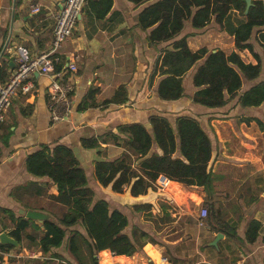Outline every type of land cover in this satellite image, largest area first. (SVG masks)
Segmentation results:
<instances>
[{
    "label": "crops",
    "instance_id": "obj_1",
    "mask_svg": "<svg viewBox=\"0 0 264 264\" xmlns=\"http://www.w3.org/2000/svg\"><path fill=\"white\" fill-rule=\"evenodd\" d=\"M17 1L1 0L0 4V65L8 64V75L19 58L29 59L50 48L51 30L63 0H21L19 4ZM33 3L40 5L36 14L29 11ZM84 6L72 35L60 49L61 64L56 65V72L61 71V75L69 79L75 88L74 105L68 118L56 123L50 121L45 94L51 78L37 73L32 78L33 91L13 97L5 122L0 125V232L8 233L15 227L12 218L24 215L20 214L21 209L31 210L23 207L13 196L14 189L23 187L29 181H37L45 189L49 185L53 192L48 194H57L55 185L49 184L45 177H35L27 171L26 158L32 152L43 146H67L73 151L79 167L85 169L90 182L94 180L92 173L96 162L111 161L121 156L125 138L119 132L121 126L140 123L149 130L150 116L167 117L173 124L174 118L181 114H191L196 118L201 115L199 122L206 124L208 121L212 128L219 144L216 146L218 157L212 165L213 172L223 174L221 165L230 164L236 168L244 167L241 171L245 178L257 177L254 186L248 185V189L253 190L238 193V196L243 194L246 201L257 196L248 207L238 196L232 201L231 196L226 199V193L221 195L223 183L218 184L215 206L224 208V201L229 200V209L232 208L235 213L228 212L227 215V208H224V215L236 225L237 234L242 239L249 220L256 219L264 225V103L258 107L242 108L237 104L238 95L233 98L226 95V104L218 108L196 105L191 102V97L177 101L161 100L155 91L164 76L160 58L163 50L170 47L164 42L149 41L152 27H139L138 14L143 5L112 0L110 11L101 18H96ZM236 18L243 19L233 11L230 20L234 25ZM263 31L264 26L255 27L249 39L262 60V71L256 81L264 80V53L257 38ZM183 33L190 34L188 45L192 51L202 47L220 49L225 54L238 53L245 63H256L247 49L235 48L231 34L217 31L213 20L200 29H193L185 22ZM68 62L76 64L77 70L71 72L65 69ZM186 75L190 80V74ZM252 83H245L243 87L247 88ZM90 91H93V99L85 101ZM117 91L124 94L125 102L112 100ZM120 98L118 95L117 99ZM258 120L263 123L262 127ZM85 142H96L97 145L88 147ZM132 159V167L141 162V158ZM185 186L170 182L163 191L177 206L190 202L201 208L206 193ZM237 203L241 206L240 219ZM186 215L180 230L168 231L163 236L162 246L154 244L158 250L151 243L143 245L150 264H264V227L253 243L227 240L222 234L216 246H212L210 242L220 232L210 231L204 221L203 227L196 225L190 209ZM31 249L34 250L20 246L0 248V264H14L21 257L37 259L33 260V264H47L43 258L54 261L51 264H68L71 261L66 241L44 255L36 248ZM14 250H17L14 254L17 260L13 261L11 255ZM29 253L36 256L29 257ZM53 253L61 254L64 260L52 257ZM234 257L237 258L235 263L232 262ZM106 261L109 264H148L137 252L130 257L111 254Z\"/></svg>",
    "mask_w": 264,
    "mask_h": 264
},
{
    "label": "trees",
    "instance_id": "obj_2",
    "mask_svg": "<svg viewBox=\"0 0 264 264\" xmlns=\"http://www.w3.org/2000/svg\"><path fill=\"white\" fill-rule=\"evenodd\" d=\"M127 1L136 6L143 5L138 14V25L144 29L152 27L149 41L164 42L170 47L163 50L160 58L164 76L155 91L161 100L177 101L189 97L183 79L185 74H190L187 87L194 104L206 108L222 107L226 104V95L230 98L238 95L237 104L242 108L258 107L264 103V80L256 81L262 71V60L249 42L253 29L264 26V0H250L246 14V0ZM20 2L18 0L17 4ZM111 7L112 0H86L84 6L96 18L104 17ZM233 11L243 17L236 18V25L230 20ZM212 20L217 31L231 34L235 48L247 49L256 63H245L236 52L225 54L220 49L209 50L206 47L192 51L188 45L190 34L183 33L185 22L189 21L191 27L200 29ZM257 38L264 53V31ZM8 68L7 63L0 65V82L7 79ZM248 82L253 83L244 88L243 84ZM118 95L120 99H117ZM90 99H93V91L88 93L85 101ZM125 99L124 94L118 91L112 98L119 103ZM148 122L149 130L140 123L121 126L119 132L125 135L121 156L111 161L96 162L92 178L102 187L109 186L112 192L120 193L123 185H127L129 196L138 199L133 204L134 211L151 218L156 216L152 213L154 208L165 218L170 217V205L164 200L159 201L161 196L165 199L167 196L156 190L155 180L159 175L166 177L161 180L162 188L170 182L202 187L206 193L202 205L207 208L204 223L210 231L224 234L227 240L255 242L263 224L256 219L249 220L242 239L237 234L236 225L225 217L224 208L214 204L218 197V184L224 182L225 176L212 171L218 157V143L208 121L201 124L195 116L181 114L174 118L173 124L167 117L159 115L150 116ZM258 123L263 126L261 121ZM96 145V142L86 144L88 147ZM132 158H141L137 167H132ZM26 169L31 175L45 177L49 184L55 185L57 194H48L37 181H29L13 190V196L23 207L48 215L42 222L26 219L24 215L12 218L15 227L8 234L20 247L36 248L44 255L66 241V251L71 258L68 264H109L106 258L111 254L130 257L146 243H151L158 250L154 245L162 243L158 236L130 222L119 209L110 210L105 197L94 198L96 193L89 186V176L85 169L79 167L77 158L67 146H43L32 152L26 158ZM238 199L248 207L257 196L246 201L244 195L239 194ZM237 209L240 219L239 203ZM78 225L85 235L76 228ZM29 227L39 233L38 237L26 232ZM128 227L127 233L125 229ZM23 238L27 244L23 243ZM13 247L0 243V248ZM52 257L64 260L58 253H53ZM236 261L234 257L232 262ZM46 263L50 264L49 261Z\"/></svg>",
    "mask_w": 264,
    "mask_h": 264
},
{
    "label": "built area",
    "instance_id": "obj_3",
    "mask_svg": "<svg viewBox=\"0 0 264 264\" xmlns=\"http://www.w3.org/2000/svg\"><path fill=\"white\" fill-rule=\"evenodd\" d=\"M85 1L63 0L51 30L50 48L29 59L19 58L7 79L0 82V125L5 122L6 113L11 106L13 97L17 94H28L33 91L34 82L32 78L37 73L51 78L45 94L50 121L56 123L68 118L74 105L75 88L69 79L61 75V71L56 72V65L61 64L60 49L72 35L80 19ZM29 11L31 14L38 13L40 5L38 3L31 4ZM65 69L74 72L77 70V66L73 62H68ZM163 178L166 177L159 175L155 180V186L162 188L161 180ZM206 216L207 208L201 207L198 214L199 226L203 225ZM35 256V253H29V257Z\"/></svg>",
    "mask_w": 264,
    "mask_h": 264
},
{
    "label": "rangeland",
    "instance_id": "obj_4",
    "mask_svg": "<svg viewBox=\"0 0 264 264\" xmlns=\"http://www.w3.org/2000/svg\"><path fill=\"white\" fill-rule=\"evenodd\" d=\"M236 14V13H235ZM187 24H190L189 21L186 22ZM191 27V26H190ZM193 28V27H191ZM195 29V28H193ZM187 80H188V76L186 75L183 79V84L187 90V94L192 96L191 92L189 91V88L186 87L187 84ZM189 96V97H190ZM197 105V104H196ZM188 112V111H186ZM259 112L262 113V109H259ZM201 118V115L197 116V120H199ZM200 121V120H199ZM263 140H264V135H263ZM237 141H239V138H237ZM219 146V144H218ZM244 168V167H243ZM243 168H236L234 166H231L230 164H222L220 169L221 172L224 174L225 176V180L223 182L222 185V189L220 190L221 195L226 193L227 196L226 199L231 196L232 201H234L236 199V197L238 196V193L241 191H245V190H253V189H248V185L252 184L253 186L255 185V183L258 181L257 177L256 178H245L243 176V171H241V169ZM156 184V183H155ZM89 186L95 190L96 195L94 196L95 199H99L101 197H105L108 201L109 204V208L111 209H119L125 216H127L130 220V222H135L136 224H139L141 226H143L145 229L149 230L151 233L155 234L156 236H160L159 240L162 242L163 240V236L168 232V231H172V230H180L181 229V224L185 218H187L186 214L187 211L190 209V211H192L194 218H195V223H197L196 225H198V215L200 212V207H196L194 206L192 203H186L184 206H177L173 201L172 198L170 197V195L168 193H166L165 191H163L162 188H158L156 186V190L157 193L160 194H164L167 196V199H165V197H162L159 199V201H166L168 203V205H170V208L168 210V212L170 213V217L165 218L163 216L162 212L157 213L156 209H152V213L156 214V216L154 218L148 217L145 213H138L135 212L133 209V204L138 200V199H133L129 196L128 193V186L127 185H123V191L120 193L117 192H112L110 191V187H102L100 186L95 180H91L89 182ZM187 189H193V190H198L199 192L202 191L204 192L202 187H197V186H185ZM263 188V187H262ZM260 188V189H262ZM47 191L48 193H52L53 190H50L49 185H47ZM157 200V199H156ZM225 205L224 208L226 209V214L228 212L233 213V209H229V200L228 201H224ZM201 207H205V206H201ZM235 213V212H234ZM47 215V214H46ZM228 215V214H227ZM177 221V222H175ZM203 225H205L203 223ZM203 225H201L200 227H203ZM157 227H160L159 229H156ZM79 231H81L84 235V231L82 229L81 226H77L76 227ZM126 232L128 233L130 230V227L125 229ZM159 230V231H156ZM263 230V229H262ZM26 232H29V234H33L36 235L38 237L39 233L36 231H33L31 229V227L27 228ZM181 232L179 231L178 234H180ZM158 234V235H157ZM177 234V235H178ZM69 235V232H67V237ZM23 243L27 244L28 241L26 240V238H23ZM146 245V244H145ZM144 245V246H145ZM163 242L159 245L162 246ZM144 246L143 249L141 248L137 253L143 257V259L145 261H147L148 264H150L148 258H146V253L144 252ZM27 248V247H26ZM29 251L34 250V249H30L27 248ZM17 250L13 251V255H11L12 260H17V258L14 256L15 252ZM21 252L23 253V250H21ZM18 253V252H17ZM25 254V253H24ZM2 257V255H0ZM26 256V254H25ZM98 259V257H97ZM20 260V261H19ZM19 262H14V264H33V260L38 261L37 259H29L28 257H21L19 258ZM43 261H45L44 263H46L47 261H49L46 258H43ZM50 264L53 263L54 261H49ZM61 264V263H60Z\"/></svg>",
    "mask_w": 264,
    "mask_h": 264
},
{
    "label": "water",
    "instance_id": "obj_5",
    "mask_svg": "<svg viewBox=\"0 0 264 264\" xmlns=\"http://www.w3.org/2000/svg\"><path fill=\"white\" fill-rule=\"evenodd\" d=\"M246 2H247V6H246V9L244 11L245 14L248 11V7L250 5V0H246ZM61 3H60V7H61ZM20 214H24V217L26 219L38 220L40 222H42V221H44V220H46L48 218V215H46L43 212L36 211V210L23 211L21 209L20 210ZM221 237H222V233H217L216 236L214 237V239L210 242V245L216 246L217 242L219 241V239ZM0 243L1 244H11L14 247H18L19 246V244L15 241V239L12 238L11 236H9V234L7 232H0Z\"/></svg>",
    "mask_w": 264,
    "mask_h": 264
}]
</instances>
